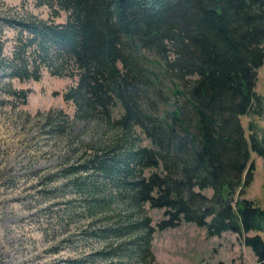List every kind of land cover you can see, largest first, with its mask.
I'll list each match as a JSON object with an SVG mask.
<instances>
[{
	"label": "trees",
	"instance_id": "trees-1",
	"mask_svg": "<svg viewBox=\"0 0 264 264\" xmlns=\"http://www.w3.org/2000/svg\"><path fill=\"white\" fill-rule=\"evenodd\" d=\"M34 4L48 16L0 15V26L12 30L0 37V71L19 82L38 81L44 71L75 76L62 93L73 118L119 132L64 170L85 175L71 183L86 193L90 215L113 220L93 234L119 239L111 252L140 260L151 254L155 231L192 223L208 236L236 234L264 264V209L241 197L253 177L250 152L264 168V137L247 140L241 122L259 101L264 0ZM29 91L9 86L0 104L24 105ZM113 202L123 215H108ZM146 206L162 210L155 227Z\"/></svg>",
	"mask_w": 264,
	"mask_h": 264
},
{
	"label": "rangeland",
	"instance_id": "rangeland-1",
	"mask_svg": "<svg viewBox=\"0 0 264 264\" xmlns=\"http://www.w3.org/2000/svg\"><path fill=\"white\" fill-rule=\"evenodd\" d=\"M24 10L48 16L47 7L36 6L34 0H0V15ZM64 18L62 14L56 20ZM11 34V29L0 26V37ZM9 45L6 41L5 50ZM74 80L75 76L44 71L38 81L19 82L0 71V98L9 86L30 89L24 105L0 104V264H259L236 234L208 236L205 228L192 223L155 231L151 254L140 260L126 250L111 252L110 246L119 239L100 238L93 232L113 220L90 215L86 193L76 192L71 183L84 174H63L82 159L89 145L105 146L119 132L95 120L73 118L74 106L62 93ZM255 90L256 109L241 117L247 140L264 137V60L257 70ZM250 162L253 177L241 197L264 209L262 159L250 152ZM111 209V217L125 213L116 202ZM146 211L155 227L162 210L146 206Z\"/></svg>",
	"mask_w": 264,
	"mask_h": 264
}]
</instances>
